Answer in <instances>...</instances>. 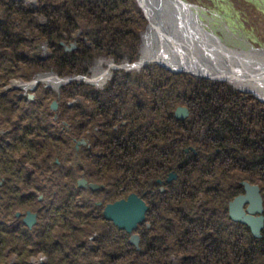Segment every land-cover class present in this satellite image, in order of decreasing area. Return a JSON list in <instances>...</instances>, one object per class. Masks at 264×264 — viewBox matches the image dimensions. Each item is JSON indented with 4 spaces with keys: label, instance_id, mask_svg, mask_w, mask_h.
<instances>
[{
    "label": "rangeland",
    "instance_id": "rangeland-1",
    "mask_svg": "<svg viewBox=\"0 0 264 264\" xmlns=\"http://www.w3.org/2000/svg\"><path fill=\"white\" fill-rule=\"evenodd\" d=\"M23 1L29 14L38 15L37 24L33 21L29 24V28L28 26L22 28L18 24L20 19L10 12L9 5L0 6V21L10 22L11 19L16 37L23 41L24 49H21L20 53L41 66L19 75V78L13 79L7 85L4 80L0 82V92L6 96L4 99L11 101L10 104L4 99L0 101V104L4 102L7 105L0 111V147H3L0 151H6L7 147L4 143L11 141L12 151L7 152H11L16 167L24 168L17 170H23L28 174L34 171L35 174L31 177L30 185L23 180L19 182L21 177L16 176L11 185L16 188L14 191L19 189L20 192L8 195L4 189L7 183L6 177L0 176V264H47L48 260H52L49 257V248L53 253L50 255L55 256L54 264H58L63 256L58 247L53 250L51 246L54 245L53 243L61 242L63 232L72 233L63 222L65 219L71 224V228L83 226L84 218L81 217L80 212L89 215L92 219L101 218L100 222L102 220L109 222L103 219L104 208L119 201H126L131 195L140 199L147 208L143 223L131 234L119 230L109 222L113 227L111 233L100 225L99 228L92 232L86 231L81 236L77 232L76 239L75 237L69 239L67 246L73 245V242L75 244L76 240L81 242L83 238L92 242V239L105 231L102 235L109 233L111 236L107 248L110 257L96 258L105 264H181L180 259L184 257L179 253L176 254L177 237L181 238L182 226L188 227V224L179 219L178 210L181 208L187 214L197 216H199L197 213L203 212L209 219L213 207L219 211L218 218L231 226L230 230L237 229L231 234L228 230H215L212 225H207V261L216 262L217 258L219 264H225L222 260L224 252L221 254L220 249L227 253L229 246L234 242L237 250L250 251L252 264H264V180H262L264 170L261 171L264 169V163H259L262 158L264 161V151L256 143L261 141L264 147V99L253 92L236 89L231 80H228L231 77L226 70L220 71L213 66L188 67L186 70L183 66L187 67V65L179 62V58H167L155 53L157 56L155 60L148 55L149 52L142 53L143 35L149 30L152 19L149 17L148 20L145 13L147 9L141 0H115L117 4L112 5L111 9L109 6L101 5L104 9L98 11L100 15H97L102 20L108 14L115 13L122 20L116 26H122L125 30L134 28L133 31L138 33V38L137 40L129 38V43L130 52L136 57V61L129 64L120 60L116 63L114 57L94 53L88 63L87 73L82 77L89 78L91 68L99 62L100 73L109 70L107 80L105 75L101 78L105 83L100 87L80 80L65 83L67 78L74 77L58 74L59 71L69 69L68 66L66 69L59 67V60L54 62L53 47L58 45L62 53L67 54L72 51L76 53V51L93 49L94 45L87 40L85 32L89 30L94 33L93 30L98 27L99 20L77 19V24H67L63 29L61 24L60 29L52 35L51 31L44 30L46 23L44 13L46 11L48 14L52 10L46 9L47 6L44 7V3H40L39 0ZM164 1L168 4V8L176 13L174 28L177 34L184 38L185 33L190 40L191 48L195 47L193 50L195 53L197 50L204 51L211 60L216 57L215 49L219 46V49L230 54L232 59L234 57L231 54L239 53L250 55L253 59L257 58L256 60L264 58L259 53L264 51V0ZM133 5L137 6L140 16L137 17L135 13L130 14L129 17L134 22L126 24L124 22L126 17L120 14L117 7L129 9ZM78 7L70 6L68 12L78 13L79 18L81 12ZM82 13L90 17L87 15L88 9ZM56 16L63 19L66 16L70 17L71 14L57 13ZM138 19H141L140 26H134ZM81 22L86 23L81 24ZM86 24L92 26L86 27L84 26ZM154 27L162 28L161 24ZM153 30L157 34V31ZM170 39L174 42L172 35ZM26 43L28 45L24 47L23 44ZM99 44L98 42L96 45ZM71 47L73 50L67 52L66 50H70ZM20 48L18 47V50ZM217 58L224 59L220 55ZM37 60L40 62H35ZM234 62L231 61V66H237ZM169 74L180 75L176 78L177 88L171 92L165 89L163 92L162 82ZM40 77L43 80L38 79ZM110 81L115 82L114 87ZM112 87L118 92L119 98L124 100L126 106L123 115L127 119L117 123L126 130V136L116 144L106 145V142L102 141L101 148L93 146L97 140L92 139L91 151H86V155L80 154L82 153L80 149L78 156H69L70 162H66L68 165L66 171L71 172L69 175L52 167L54 152L51 148H55V143L48 142L47 149L42 150L34 148L36 141L27 148L23 143L12 140L16 133L11 134L14 129H18L19 139L21 137L24 139L26 135L20 131L23 130L21 126L17 128L15 126L17 121L21 123V115L25 113L14 106L17 103V96L32 97V100L27 102L29 106H37L31 101L43 100L41 106L45 110L46 117L56 119L58 124L61 122L69 124L72 121L69 118H74L73 114L76 112L66 110L63 108L65 105L70 104L74 107L77 103H83L84 106H90V92L94 91V95L107 98V92ZM131 98H138L140 101L131 102ZM52 103L61 106L51 110ZM118 103L120 106L119 99ZM140 103L143 108L140 107ZM178 109L186 110L187 116L184 119L176 117ZM110 111L113 112L112 109ZM131 113L140 118L141 129L137 130L129 125V119L136 122ZM7 116L9 119L6 118ZM33 119V117L28 118V127L29 121H34ZM113 124L118 129L116 123ZM109 127V125L106 129L102 127L100 138L105 132H111ZM33 130L37 129L32 127L31 131ZM28 133L29 137L33 135L30 131ZM93 133L95 137L96 132ZM249 146L252 150L246 149ZM242 153L246 155V159L249 158L248 155L253 157L255 161L251 168L253 170L248 169L247 164L242 165ZM232 158L237 159V162ZM3 165L0 164L1 169L5 166ZM214 166L217 167L214 169ZM80 181L98 185L101 189L92 193L87 186L80 188L78 185ZM218 184H220L219 192H216L212 188ZM242 184L255 186L259 190L262 212L253 216L261 217L263 220L259 238L253 237L246 225L233 222L229 217L230 203L245 194ZM30 195L33 197L20 204L21 196L28 198ZM89 199L91 203L85 206L84 202ZM247 208L248 205L243 206L246 215ZM28 213L35 216V224L30 228L24 223ZM37 222H41L43 226H36ZM16 226H19L18 230H15ZM50 226L52 229L49 228ZM93 228L91 226L88 230ZM38 229L47 231L43 235L44 244L41 245L35 239ZM2 231L10 232V236ZM25 231L31 237L30 242L24 241L23 236H20ZM213 232H216L220 240L219 253L215 255L210 238ZM166 233L169 234L168 237L165 236ZM132 237L137 238L136 246L131 244ZM92 244L95 245L93 242ZM30 251L33 252L30 254ZM225 256L228 257L229 254ZM111 257H113L112 261ZM90 261L95 262L94 258ZM84 263L79 261L78 264Z\"/></svg>",
    "mask_w": 264,
    "mask_h": 264
},
{
    "label": "trees",
    "instance_id": "trees-1",
    "mask_svg": "<svg viewBox=\"0 0 264 264\" xmlns=\"http://www.w3.org/2000/svg\"><path fill=\"white\" fill-rule=\"evenodd\" d=\"M40 3H44L43 6H47L46 9H48L49 12L48 14L44 13V15H46V23L44 24V30L45 31H51V34L53 35V33L57 32L60 29L67 27V24H77V19H93V20H99V24L98 27H95V29L93 30L94 33H91L89 30H87L86 33V37L87 40L89 42H92L94 45L93 49H86V50H81V51H76V53H74V51H72L71 53L67 54V53H62L61 47H59L58 45H56V47H53V51L52 54L54 55V62H57L59 60V67L66 69V67L68 66V71H59L58 74H60L61 76H66V77H75V76H83L87 73V67H88V63L91 61V58L93 56L94 53H96V55H103L105 57H111L113 58L116 63H119V61H123V62H127V63H133L134 61H136V57H134V55L130 52V43H129V38L135 39L137 40L138 38V33H136L134 30V28L132 30H125L123 29L122 26H116V24H118L119 22H121L122 20L120 18H118V16L115 13H110L108 14V16H106V18L100 20L99 17H97V15H100V13L98 11H101L103 6H109V8L111 9L113 6L117 4V2L115 0H78V2H76V0H39ZM2 5H9L10 7V12H13L14 15H16V17L18 19H20L18 21V24L22 26V28L28 26L29 28V24L32 23L33 21L37 24V16L36 14H29V11L25 8L24 6V1L23 0H0V6ZM102 5V7H101ZM70 6H79L78 9L81 12V15L78 18V13H69V7ZM86 9H88V13L87 15L90 17H86L84 15V13H82L83 11H85ZM117 10L120 11V14H123V16H125V20L124 22H126V24L128 23H132L134 22L133 19L131 17H129L130 14L135 13L137 15V17L140 16V12L137 8L136 5H133L131 8H121V7H117ZM62 14L64 13V15L67 14H71L70 17H64L63 19L60 18L59 16H56V14ZM54 16H52V15ZM84 16V17H83ZM15 17V18H16ZM141 19H138L137 21H135V25L134 26H140V21ZM82 23H86V22H81ZM12 21L10 19V22H3L0 21V82L2 80L5 81V84L7 85L10 81H12L15 78H19V75L26 73V72H31L33 70H36L37 68H40V64H35L33 63V61H31L29 59V57L24 56L20 53L21 49H24L22 46L23 41L20 38H17L13 28H12ZM86 27H90L92 26L91 24H86L84 25ZM127 28V27H125ZM100 43L99 45H96L97 43ZM24 47L28 45V43L23 44ZM96 45V46H95ZM18 47H21L18 50ZM96 52H94V51ZM78 54V55H76ZM27 57V58H26ZM48 60V59H47ZM35 62H40V61H35ZM67 63V65L65 64ZM62 70V69H61ZM39 71V70H38ZM180 75H175V74H169L167 77L165 76L163 82H162V91L164 92L165 89H169V92H171L174 88L176 89L178 81H177V77ZM126 76H123V78H125ZM110 84L115 85V82L110 81ZM121 85L123 86V83H121ZM109 90L107 92L108 97L104 98L102 96H100L97 99H94L93 96L94 95V91L90 92L91 97L89 98L90 103H93L94 101L98 102L99 104H106V110L110 111L111 109L113 110L112 116L114 118V123H117L119 121H125L127 118L126 116H124L123 114L125 113V107L124 106V100L122 98H119L118 96V92L115 91V89ZM144 94V90L142 91ZM230 93V92H229ZM106 94V93H105ZM72 98L74 97L73 95L71 96ZM6 98V96L0 92V101H3V99ZM103 98V99H102ZM251 98V97H250ZM116 99H117V103H116ZM118 99L120 100V106L118 105ZM252 99V98H251ZM7 103H11V101L4 99ZM128 101L130 99H127ZM140 101V99L138 98H131V102H138ZM27 97H22V96H17V103L14 106H17V109L19 110H23L25 111V113L23 115H21V123L19 121H17L15 123V126L17 128V126H21V128L26 135H24V139L21 137V139H19L18 137V129H14V131H11V134L13 136L12 140L14 142L19 141L18 143H23L27 148L28 146H30V144H33L34 141H36V144L34 145V148H39V149H47V143H53V142H61V143H67L69 142V137L66 135L65 132H60L59 130H55L56 129V125L54 124V122L52 121V118L50 117H46L45 114V110L43 108V106H41L43 103V100L41 101L40 99H36L35 101H31L32 104H37V106L35 105H27ZM139 103V102H138ZM138 103L136 105H138ZM8 104V105H9ZM13 104V103H12ZM20 105V106H19ZM5 106H7L4 102L0 104V111L4 110ZM19 106V107H18ZM140 107L143 108L142 103H140ZM66 110H72L74 112H76L75 114H73L74 118H69L72 121H70L69 125L72 128L81 126L84 128H89L92 126H96V124L93 121V116L91 114V106H80V107H72L71 109L67 108V107H63ZM103 109V107H101ZM133 108V107H131ZM30 111L31 114H30ZM82 112L81 114H79L78 112ZM127 111V110H126ZM10 112V110H9ZM132 118H135L134 121H131L129 119V125L132 128H136L137 130H139V128L141 129V121L140 118L138 116H133V114L131 113ZM29 117H33L34 121L30 120L29 121V125L33 127V129H37L36 131H31L32 127H28V118ZM6 118L9 119V117L7 116ZM106 117H102L101 118V122L103 125V128L106 129V127L109 125L110 127V131L111 132H105L103 134V136L100 138V135L97 137V141L95 142V144H93V146H95L96 148H101V142L105 141L106 145L113 143H119L121 142L124 137L126 136V130L122 129V127L118 124V129L114 130L115 125L113 124V122H111V118H106ZM18 119V118H17ZM108 121L109 124H107L106 122ZM140 125V127H139ZM35 126V127H34ZM46 130V132H45ZM54 130V131H53ZM28 131L32 132V136H30V134L28 133ZM104 131V130H103ZM102 131V132H103ZM88 132V133H87ZM71 136L75 137L78 139V137H82L83 139H86L88 141V144L90 145V150H87V146H84L82 148V153L80 154H85L86 155V151L90 152L91 151V140H94V133L93 131H87V130H83L82 132H80V134H78L76 131L72 130L71 131ZM29 135V136H28ZM33 137V139H32ZM9 138V136H8ZM31 140L33 142H31ZM256 143L259 145V147H261V149L264 151V148L262 146V142L261 141H256ZM41 144V145H39ZM105 145V146H106ZM1 148V147H0ZM24 148V149H27ZM62 148V149H61ZM61 148H59L58 145L55 146V148H51L52 151L54 152V154L50 155V157L52 156L53 158H60V157H65L66 153L65 150L67 149V147H63L61 146ZM2 149V148H1ZM12 149V148H11ZM9 147H7L6 151L1 152L0 151V164L3 165L4 162V167L1 169L0 168V176L6 177L7 183L4 185V189L6 190V194H15V193H19V189H17L16 191H14L13 185H11L12 180L15 179L16 176H20V181H24V183L30 185L32 180L31 177L35 174L34 171H30V173L28 174L27 172L23 171V170H17V169H24L22 166L16 167L15 164V159L13 156L10 155L11 152H7V151H12ZM246 149H251L252 148L246 147ZM15 150V148L13 149ZM49 150V149H48ZM245 150V149H244ZM60 151V153H59ZM8 153V154H7ZM59 153V156H57ZM8 155L10 157H8ZM249 158L246 159V155L244 153H242V165L247 164L248 165V169H251L254 165V159L251 155H248ZM264 157V154H263ZM26 159V158H23ZM62 158H60L61 160ZM234 161L237 162V159L232 158ZM259 163H264L263 158L259 161ZM54 166H56L53 163ZM217 166H214V169ZM208 168V167H207ZM58 169V168H55ZM67 169V168H66ZM66 169H58L61 173L65 174V175H69L71 172L66 171ZM264 169H261V171H263ZM25 179V180H24ZM262 180H264V174L262 177ZM90 181V180H88ZM135 182H138V180H135ZM219 185L218 184L216 187H213L212 189L215 190L216 192H219ZM37 190H39L37 188ZM211 189H209L210 191ZM103 192V191H102ZM33 195H30L28 198L21 196L20 197V204H22V202H24L25 200H28L30 198H32ZM83 203V201L81 202ZM91 203V200L89 199L88 201L84 202V205L86 206V204ZM63 204V203H62ZM61 204V205H62ZM80 208V207H79ZM84 208V206H83ZM81 215V217H83L84 219L83 222V226L80 228H71V224L67 221V219H65L63 222L66 223V226L68 227V229L72 232L67 233V232H63V234H61V242H56L53 243L54 245L51 246L53 248V250L57 249V247L59 248L60 253L63 256V259H61L60 261H58V264H78L79 261L80 263L85 262L84 264H105L103 261L96 259V258H101V257H105L108 256L110 257L108 254L110 253V251H107L108 248V240L111 237L109 235V233H105L102 235L103 232L109 230V232L112 230L113 231V227H111L109 222H105L102 223V221L100 222L99 219H92L89 215H86L82 212L79 213ZM199 214V216L197 215H192V214H187L183 209H179L178 210V216L179 219L188 224L187 226H182V233H181V238L177 237V251L176 254H180L181 256H183V259H180L181 264H219V261L216 258V262L215 261H207L206 258V242H207V225H212L213 228H215V230H221V231H226L228 230L231 234L234 233V230H236L237 228H234V230H230L231 226L226 225L225 223H223L219 217V211L217 209H214L213 207L210 210V214H209V219H207V214L201 212V213H197ZM101 216V214H100ZM78 220V219H77ZM73 221V220H72ZM234 224V223H233ZM1 225V224H0ZM100 225L105 227V231L101 232L100 234H98L97 237H95L94 239H92V242L95 243V245L92 244V242H88L87 240H85L84 238L81 240V242L79 240L75 241V244L73 242V245L71 246H67L66 243L69 242V239H76L77 236V232L79 233V236H81L82 234H85L86 231L92 232L94 229H97L100 227ZM235 225V224H234ZM237 225V224H236ZM36 226H43L41 222H37ZM94 227L91 230H88L89 227ZM210 227V226H209ZM50 229H52V227H49ZM61 228V227H60ZM16 230V229H15ZM14 230V231H15ZM62 231V230H61ZM4 234H6L7 236H10V232H5L2 231ZM47 231L43 230V229H38L37 230V234L35 235V239L36 242H40L44 244L43 241V235L46 234ZM111 233V232H110ZM20 236H23L24 241H31V237L28 235V232H22L20 234ZM165 236H169L168 233L165 234ZM71 237V238H70ZM48 238V236H47ZM211 238V245L213 246V253L214 255L219 253L218 250V245L220 244V240L218 238V236L216 235V232H213L210 235ZM249 238V237H248ZM62 239H64V241H62ZM67 240V241H66ZM79 243V244H78ZM234 243V242H233ZM231 244L229 247V252L226 253L225 250L222 251V249H220V253L224 252V255L222 256V260L225 264H252L251 261V257L249 254V250L248 252L244 251L241 254V250H237V246H234V244ZM264 247V244H263ZM225 249L227 247H224ZM50 250V254L52 253V249L49 248ZM33 251H30L29 253L31 254ZM240 252V253H239ZM221 253V254H222ZM49 254V253H48ZM49 257L52 258L51 261L48 260L47 264H54V255H50ZM178 254V255H179ZM226 254H229V256H225ZM246 254V255H245ZM245 255V256H244ZM248 255V256H247ZM168 256V253H167ZM244 256V257H243ZM48 257V258H49ZM224 257V258H223ZM91 258H94L95 262L92 263L90 261ZM106 258V257H105ZM182 258V257H181ZM248 258V259H247ZM113 260V257H111V261ZM100 261V262H99ZM106 263H108L109 261H105Z\"/></svg>",
    "mask_w": 264,
    "mask_h": 264
},
{
    "label": "bare ground",
    "instance_id": "bare-ground-1",
    "mask_svg": "<svg viewBox=\"0 0 264 264\" xmlns=\"http://www.w3.org/2000/svg\"><path fill=\"white\" fill-rule=\"evenodd\" d=\"M141 3L145 4V8L147 10L145 9L144 10H145L148 20H149V17L152 19V21L150 22L149 30L143 35L142 53L149 52L150 54L148 55L154 58L155 60L157 58V56H155V53L162 54L163 56L167 58H173V59L179 58L178 59L179 62L185 63L187 65V67L183 66V69H186V70H188V67H195V66L196 67L197 66H202V67L213 66L215 68H219L220 71L226 70L228 71L226 73H228L230 75L229 77H231V78H228V80H231L233 86L236 89L238 90L241 89V91H246V92H253L258 97L264 99V58L260 60L259 59L256 60L257 58L253 59L251 58L252 56L250 55H244L242 53H239V54H231V56L234 57V59H232L229 56L230 54H227L221 51L218 46L217 47L218 49H215L216 57H213L214 59L210 60L208 56L205 55L204 51L201 50L203 53L200 52L199 50H197L196 53L193 51L195 47L193 49L191 48L192 45H190V40L187 39L185 33H184V38L180 37V35L177 34L176 29L174 28L175 27L174 21L176 22L175 20L176 13L175 11H172L168 8V4L164 0H147V2L145 0H141ZM185 21L187 22V18L185 19ZM160 24L162 28L158 29V27H154V26H160ZM179 24L180 23L178 20V26ZM163 28H165L168 32L165 31ZM153 29L157 31V34L155 33ZM171 35H172V38L174 39V42L170 39ZM203 35L206 37L204 33ZM167 42L169 44H167ZM259 53L261 54V57H264V51H261ZM219 55L223 56L224 59L223 60L218 59L217 56ZM231 61L233 62L235 61L234 63L237 66H231L232 65ZM97 63L98 64H96L93 68H91L89 78L88 77L85 78L82 76L78 78L82 77L81 80L84 79L85 82L88 79L91 84H94L95 86H98V87L103 85L105 83V80L102 81L101 78L105 75L106 80H107L109 76V72H108L109 70L105 71L106 73H100L101 71L98 66L100 63L99 62ZM194 72H196L197 74H201L198 71H194ZM239 74H242V75H239ZM241 76L243 77L240 78ZM38 79L43 80L41 77ZM97 79H99V81ZM27 100L30 101L28 97H27ZM50 109L52 110V108ZM78 139H83V138L78 137ZM83 141L84 140L80 142H83ZM100 189L101 187H98L97 185V189L94 191L92 190V193H95L96 191ZM15 229L18 230L19 226H16ZM244 251L241 250L240 251L241 254Z\"/></svg>",
    "mask_w": 264,
    "mask_h": 264
},
{
    "label": "water",
    "instance_id": "water-1",
    "mask_svg": "<svg viewBox=\"0 0 264 264\" xmlns=\"http://www.w3.org/2000/svg\"><path fill=\"white\" fill-rule=\"evenodd\" d=\"M72 50L73 47L66 51L68 52ZM75 80H81V78H67L65 83ZM81 81L85 82L84 79ZM86 82L89 83V80ZM31 84H33V82H31ZM28 99L32 100V97L28 96ZM56 107V103H52V110H55ZM186 116L187 112L185 109H178L176 111V117L178 119H184ZM78 185L80 188L87 186L93 191L97 189V185L87 184L86 181H80ZM242 186L244 187L245 194L230 203L228 209L229 217L233 222L246 225L251 230L253 237L259 238L263 220L261 217H253L255 214H261L262 212L259 190L257 187H252L248 184H242ZM244 205H248L247 215L243 211ZM146 211V205L136 196L131 195L126 201H119L113 205H107L103 211V219L112 222L119 230H124L127 234H131L134 230H136L138 225L143 223ZM24 223L30 228L35 224V216L28 213L25 217ZM131 244L135 246L137 245L136 237L131 238Z\"/></svg>",
    "mask_w": 264,
    "mask_h": 264
},
{
    "label": "flooded vegetation",
    "instance_id": "flooded-vegetation-1",
    "mask_svg": "<svg viewBox=\"0 0 264 264\" xmlns=\"http://www.w3.org/2000/svg\"><path fill=\"white\" fill-rule=\"evenodd\" d=\"M100 96L101 95H97L96 94L93 97H94V99H97ZM83 105H84L83 103H77L75 105V107H80V106H83ZM59 106H61V105L58 104L57 108H59ZM90 106L92 107L91 114L93 116V121L96 124V126H92V127H89V128H84V127L78 126V127L72 128L66 122L65 123L61 122V124H58L57 121H55L56 119H52V121L56 125V129L55 130H59L60 132H65L66 135L69 137V142H67V143L53 142L56 145H58L59 148H61V146L67 147V149L65 150V153H66L65 157H60V158H62L61 160H60V158H53V163L56 165V166L53 165L52 166L53 168H58V169H66V168H68V165H66V162L67 163L70 162V157L71 156H78L79 150L82 149L84 146H87V148H86L87 150L90 149V145L88 144V141L86 139H77V138L71 136V134H72L71 131L72 130L76 131L78 134H80V132H82L83 130H87V131H91L92 130L93 132H96V136L94 137V139H97V137L100 135V131L102 130V127H103V125H101L102 124V122H101V118L102 117H106V118L109 117V118H111V122H113V123L115 122L114 118L112 116V113L105 109L106 108V104H99L98 102L94 101L93 103L90 104ZM64 107H67L69 109L72 108V106H70V104L65 105ZM101 107H103V109ZM78 113L81 114L82 112L79 111ZM106 123L109 124L108 121ZM114 130H117V128L115 127ZM45 132H46V130H45ZM82 140H84V141L80 142ZM31 142H33V141L31 140ZM4 144H5L6 147L12 148L11 141H6ZM1 148L3 150V147H1ZM59 153H60V151H59ZM59 153H58L57 156H59ZM263 206H264V202H263Z\"/></svg>",
    "mask_w": 264,
    "mask_h": 264
}]
</instances>
